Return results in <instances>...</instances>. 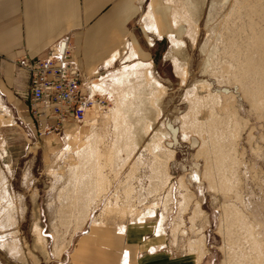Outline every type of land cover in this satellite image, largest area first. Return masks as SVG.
<instances>
[{
	"label": "rangeland",
	"instance_id": "374dc122",
	"mask_svg": "<svg viewBox=\"0 0 264 264\" xmlns=\"http://www.w3.org/2000/svg\"><path fill=\"white\" fill-rule=\"evenodd\" d=\"M133 13L101 114L2 130L0 264H73L82 238L129 221L195 264H264V0Z\"/></svg>",
	"mask_w": 264,
	"mask_h": 264
},
{
	"label": "crops",
	"instance_id": "0c3cea01",
	"mask_svg": "<svg viewBox=\"0 0 264 264\" xmlns=\"http://www.w3.org/2000/svg\"><path fill=\"white\" fill-rule=\"evenodd\" d=\"M137 2L0 0V134L18 123L27 127L28 134L31 130L25 97L28 75L19 64L21 57L40 54L57 38L69 36L84 86L91 84L99 92L106 73L131 53L125 44L131 36ZM115 231L109 236L82 238L74 249L73 264L196 263L189 255L172 256L159 223L129 221L122 232L119 227Z\"/></svg>",
	"mask_w": 264,
	"mask_h": 264
},
{
	"label": "built area",
	"instance_id": "2783aa9c",
	"mask_svg": "<svg viewBox=\"0 0 264 264\" xmlns=\"http://www.w3.org/2000/svg\"><path fill=\"white\" fill-rule=\"evenodd\" d=\"M73 49L69 36H62L42 53L19 59L28 75L25 97L30 125L35 128L38 122L44 128L41 134L65 133L69 126L85 123L90 111L99 115L105 108L106 98L91 84L84 86Z\"/></svg>",
	"mask_w": 264,
	"mask_h": 264
},
{
	"label": "bare ground",
	"instance_id": "6f19581e",
	"mask_svg": "<svg viewBox=\"0 0 264 264\" xmlns=\"http://www.w3.org/2000/svg\"><path fill=\"white\" fill-rule=\"evenodd\" d=\"M93 88V87H92ZM93 90H94V88H93ZM94 92H95V90H94Z\"/></svg>",
	"mask_w": 264,
	"mask_h": 264
}]
</instances>
